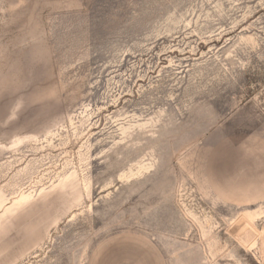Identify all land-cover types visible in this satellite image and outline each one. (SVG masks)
I'll use <instances>...</instances> for the list:
<instances>
[{
    "label": "rangeland",
    "instance_id": "rangeland-1",
    "mask_svg": "<svg viewBox=\"0 0 264 264\" xmlns=\"http://www.w3.org/2000/svg\"><path fill=\"white\" fill-rule=\"evenodd\" d=\"M264 0H0V264H264Z\"/></svg>",
    "mask_w": 264,
    "mask_h": 264
},
{
    "label": "crops",
    "instance_id": "crops-1",
    "mask_svg": "<svg viewBox=\"0 0 264 264\" xmlns=\"http://www.w3.org/2000/svg\"><path fill=\"white\" fill-rule=\"evenodd\" d=\"M263 250H264V237H263Z\"/></svg>",
    "mask_w": 264,
    "mask_h": 264
}]
</instances>
